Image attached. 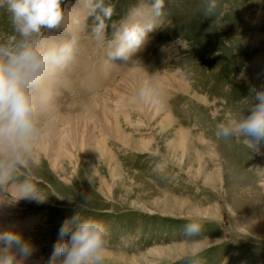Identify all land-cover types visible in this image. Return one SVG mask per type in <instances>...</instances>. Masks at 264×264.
<instances>
[{"label": "rangeland", "instance_id": "obj_1", "mask_svg": "<svg viewBox=\"0 0 264 264\" xmlns=\"http://www.w3.org/2000/svg\"><path fill=\"white\" fill-rule=\"evenodd\" d=\"M140 2L61 0L63 24L43 35L60 42L72 31L78 46L46 82L52 100L42 120L68 134L66 145L59 171L37 145L43 203L11 202L16 193L0 188V231L30 241L23 264H49L53 245L68 238L58 236L62 222L78 212L107 226L105 264H187L175 257L188 247L184 225L199 217L203 264H264V141L258 154L216 135L226 116L248 115L253 89L264 90V0H220L211 16L203 0H165L142 47L126 61L108 58L113 29ZM14 36L0 5V41ZM151 75L160 96L137 102ZM80 131L93 140L71 138Z\"/></svg>", "mask_w": 264, "mask_h": 264}, {"label": "clouds", "instance_id": "obj_2", "mask_svg": "<svg viewBox=\"0 0 264 264\" xmlns=\"http://www.w3.org/2000/svg\"><path fill=\"white\" fill-rule=\"evenodd\" d=\"M164 2L141 0L130 11V18L113 29L107 57L127 60L139 50L148 33L159 27ZM203 4V11L211 16L220 0H203ZM0 5H6L15 33L11 40L0 41V188L16 193L11 202L30 199L43 203L47 196L37 188L33 168L38 162L37 145L47 135L42 114L48 110L52 94L46 82L74 60L78 41L75 35L60 42L43 35V30L63 24L61 0H0ZM93 36L102 41L103 30L94 28ZM155 81L151 75L137 89V102H156L160 92ZM251 100L248 115L226 116L217 124L216 135L240 140L259 154L264 141V90L253 89ZM201 231L200 218H190L183 228L188 247L177 259L203 264ZM107 232L104 222L76 212L62 222L58 236L67 234L68 238L53 245L49 264H105ZM32 251L30 241L19 232L0 231V264H23Z\"/></svg>", "mask_w": 264, "mask_h": 264}, {"label": "bare ground", "instance_id": "obj_3", "mask_svg": "<svg viewBox=\"0 0 264 264\" xmlns=\"http://www.w3.org/2000/svg\"><path fill=\"white\" fill-rule=\"evenodd\" d=\"M77 11V10H76ZM81 12H79V15H80ZM82 16V15H80ZM75 17V16H74ZM71 20V19H70ZM66 25V24H65ZM64 32H65V37L66 39H70L71 36L73 35V32H69L67 34V31H62V35H64ZM77 32V31H76ZM61 35V36H62ZM60 41V40H59ZM122 61V60H121ZM121 61H119L120 63H122ZM126 61V60H125ZM84 62V61H83ZM82 63V61H81ZM105 66V65H103ZM79 70V69H78ZM133 71V70H132ZM130 72L132 75H137L138 71H133V72ZM74 73V72H73ZM84 73V72H83ZM127 74L129 72H126ZM129 73V74H130ZM131 75V76H132ZM55 77V76H54ZM53 77V78H54ZM127 77V75H126ZM134 78V77H132ZM135 80V79H134ZM48 82V81H47ZM54 82V81H53ZM170 82V81H169ZM164 83V82H163ZM171 83V82H170ZM174 83H179L178 86L182 87L184 90H186V85L185 84H182L180 81L176 80L175 78H173V82L171 83V85H173ZM54 85V83L52 84ZM124 85V84H123ZM169 85V84H167ZM55 86V85H54ZM179 87V88H180ZM56 92V91H55ZM110 101V100H109ZM120 102L119 100L118 101H115L114 103V107L118 110L120 108V105L119 103ZM119 105V106H118ZM48 127H50V129L47 130V135L38 143L39 144V148L40 150H43V152L46 154V157L48 159V162H49V165L51 167L52 170L54 171H59V163L57 161V158L59 157V153H60V149H62V146L65 144L66 145V142H65V139L68 137V134H64L62 135L61 133H59L60 131H56L55 129V125H54V121L53 120H50L49 123H48ZM86 132V131H85ZM114 134V133H113ZM115 135L117 136L118 134L115 133ZM85 136H90V134L88 135L87 132L84 134L82 131H80V133H78L77 135H73L71 138L75 139L78 143H80V138L82 139V144L85 145V142H86V137ZM119 137V136H118ZM117 138V137H116ZM90 142L91 140H93L90 136ZM145 149V147H144ZM148 150V149H147ZM1 208V207H0ZM206 248V247H205ZM184 251H186L185 249L187 248H183ZM184 251H179V255L182 257V254L184 255ZM178 252V251H177ZM157 253V252H156ZM163 253V252H162ZM170 251H168L167 257H175L176 255L178 254H169ZM177 258V257H175Z\"/></svg>", "mask_w": 264, "mask_h": 264}]
</instances>
